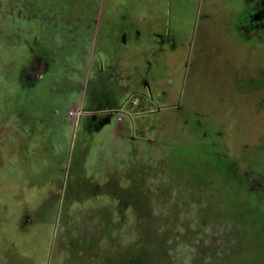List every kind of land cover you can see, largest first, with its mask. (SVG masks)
Returning a JSON list of instances; mask_svg holds the SVG:
<instances>
[{
	"label": "rangeland",
	"instance_id": "obj_1",
	"mask_svg": "<svg viewBox=\"0 0 264 264\" xmlns=\"http://www.w3.org/2000/svg\"><path fill=\"white\" fill-rule=\"evenodd\" d=\"M125 1L130 3L0 0V264H264V0L251 4L248 0H187L190 10L180 48H169L162 63L154 65V74H142L139 80H153L157 106L136 118L139 138L129 136L121 142L111 136L117 144L110 141L113 148L106 163L122 171H109V184L97 189V200L90 201V191L96 189L88 178L79 181L83 144L77 142L75 161L59 199L54 188L39 196V211L36 202L19 211L16 199L22 188L11 183L19 181L21 172L11 168L13 160L6 165L4 160L13 131L6 114L16 112L12 89L28 82L24 65L39 56L42 19L48 25L57 20L73 26V34L83 39L84 34L97 33L102 14L111 30L118 15H136L140 24L142 16L149 14L145 0L121 7ZM254 3L257 25L251 33L256 37L246 39L242 34L247 31L240 25L253 13ZM130 44H114L110 56L120 61L123 92L135 85V56L138 65L146 66L143 52L132 51ZM166 92L167 97L159 99ZM183 112H198L197 119L208 117L197 126L210 132L204 143L187 129ZM194 123L190 118V128H195ZM185 145L188 148L182 152ZM202 148L219 149L228 179L236 186L206 173L212 161ZM177 151L182 152L184 163L194 160L191 164L201 172L180 177L170 163ZM21 159L35 163L32 155ZM98 159L93 157L91 169L101 168Z\"/></svg>",
	"mask_w": 264,
	"mask_h": 264
},
{
	"label": "crops",
	"instance_id": "obj_2",
	"mask_svg": "<svg viewBox=\"0 0 264 264\" xmlns=\"http://www.w3.org/2000/svg\"><path fill=\"white\" fill-rule=\"evenodd\" d=\"M117 28L118 26L115 25V29L111 30V26L105 25L106 34L103 33L98 36L92 34L89 36L86 42L87 51L79 59V62H85L82 65L84 69L81 75L78 72L71 73L72 75L69 73L66 75L57 74V76L49 74L44 82H37L35 79L27 83L20 82L16 85L14 91L12 89L13 97L16 96L14 102L16 112L11 111L6 114L8 128L13 131L8 136V141L5 144L4 160L5 165L13 160L15 167L11 168L21 172L19 181L11 183L9 180L11 185L21 186L22 188V190L19 189V198L16 199L20 203L19 211L24 212V209L27 208L26 204L29 202H36L38 207H35V210H38L39 196L54 191V188L55 193H57L56 200L59 199L65 188L64 181L69 172L68 169L73 166L75 161V152L78 149L77 142L82 141L83 144L78 155V167L81 172L78 176L79 181L88 178L91 187L96 189H94L95 193L92 190L90 191V195H92L90 201L97 200L94 197L97 195V189L101 190L109 184H107L110 179L107 177L108 172H115L119 169L115 164L112 166L109 164V167L107 164L108 152L113 148L110 147V141L115 142L114 138L111 137L113 128L92 124L91 119L85 117L76 131L75 127L69 123L67 116L69 105L82 96L81 82L84 80L82 75L85 74L86 67L90 71L93 58L104 61L105 67H109L108 72L111 71L110 68H115L111 72L121 75L118 70L120 64L118 57L113 61L110 57L113 55L111 54L114 51L113 48L116 47L114 44H120L116 33ZM139 44L133 45L132 50L140 54L144 46L142 42V46ZM73 53L75 54V52ZM137 57L135 56V62L132 63L135 64V68L139 72L138 69L143 67L144 63L138 65ZM142 57L144 58L143 53ZM8 95H12L9 90ZM12 127L15 128L12 129ZM5 132H8V130ZM118 149V147L115 148V152H118ZM25 154H27V159L31 155L34 156L35 163L31 164L28 160L26 164L23 163L21 156ZM93 157L94 160L99 158L102 162L101 168L97 167L100 169H91ZM102 169L103 171H101ZM119 170L122 171L121 168ZM8 176L5 178L7 181L10 179V174ZM23 215L25 214L22 213L20 217H23Z\"/></svg>",
	"mask_w": 264,
	"mask_h": 264
},
{
	"label": "flooded vegetation",
	"instance_id": "obj_3",
	"mask_svg": "<svg viewBox=\"0 0 264 264\" xmlns=\"http://www.w3.org/2000/svg\"><path fill=\"white\" fill-rule=\"evenodd\" d=\"M248 1L250 4L253 2V0ZM144 2L149 7V14L142 16V21L139 20L140 24L136 15L133 16L131 13L118 15L117 18H114V21H116L115 25L118 26L116 29L117 38L122 46H127L131 42L130 46L132 48L133 45L135 46L142 42L144 48L141 52H143L145 58V68L140 67L138 69L139 72L134 77L136 80L134 81L135 85L129 89V92H123L124 89L121 88L123 85L120 83L121 87L119 86L122 76L111 72L115 68L108 72L109 67H105L104 61L93 58L90 71L86 67L85 74L82 75L84 77L83 82H81L82 96L77 101L72 102L67 111L69 123L75 127L76 131L79 129L82 120L85 117H89L92 124L104 127L111 126L113 128L111 136L120 137L121 142L124 141L125 137L129 136L134 140L139 138L134 126L136 118L148 115L154 106H157V98L153 94V80H142L141 82L139 80H141L142 74H154V65L158 62L162 63V59L169 48L178 51L182 44V36H185L186 19L188 18L190 7L187 0H145ZM131 3L132 0H130V3L125 1L120 3V6L131 7ZM162 5L164 8H162ZM256 5L254 3L250 6L253 13H250L248 17H244L240 25L241 28L243 27L247 31L242 34L246 39L256 37L251 33L254 25H257V21L254 19L256 14H258L256 8H254ZM134 6L136 5L134 4ZM65 15L68 18L71 16L70 12ZM42 20L45 22L46 19ZM43 21L39 25V45L37 46L40 49L39 56L34 58V62H29L23 67L28 69L26 81L28 79V82H30L35 79L37 82H44L49 74L57 76V74L66 75L78 72L81 75L84 69L82 65L85 62H79V59L87 51L86 42L89 37L84 34V38L80 39L79 34H73L76 31L75 27L74 29L72 28L73 26L70 28L64 22L61 23L55 20L48 25L44 24ZM146 21L148 22L147 26L144 24ZM104 23L105 25L107 24L102 14L100 29L97 30L96 36L104 33ZM64 24L65 26L62 29L60 25ZM143 24L144 28L142 29ZM71 25H73V22ZM250 33L251 35L249 36L248 34ZM32 41L34 43L30 42L33 46L37 44V37L32 39ZM152 59H154L153 62ZM154 81H156L155 78ZM138 82L141 85H136ZM94 87L95 90L93 91ZM126 93L128 95L125 96ZM162 94L164 95H158L159 99L167 97V92ZM161 108L163 107L158 108V111ZM173 108H176V106ZM183 113L185 115L181 118L186 124L192 116H199L198 113ZM196 122L199 123L198 120Z\"/></svg>",
	"mask_w": 264,
	"mask_h": 264
},
{
	"label": "trees",
	"instance_id": "obj_4",
	"mask_svg": "<svg viewBox=\"0 0 264 264\" xmlns=\"http://www.w3.org/2000/svg\"><path fill=\"white\" fill-rule=\"evenodd\" d=\"M259 105H260V101L258 103V106ZM195 113H198V112H195ZM192 117L194 118V121H195V123H194L195 128H190V124H189V121H188L187 125H188L189 128L187 127V129L188 130L189 129L193 130V133H194L193 135H195L194 137L196 138L195 140H198L199 142H203L204 143V140H207L208 137H210V132L205 131L204 129L200 130L197 126L201 125V123H202L201 121L204 120V118H206V117L201 118V119H197L195 116H192ZM196 120H198L199 123H197ZM197 130H198V132L200 131V133H197ZM220 132H221L222 135H225L224 131L220 130ZM201 145L202 146L203 145L206 146L205 144H201ZM225 145H227L226 141H225ZM185 146L180 149V150H182V152H183V150L185 151L186 148H188V146H186V147ZM196 150H197V148L195 147L194 151H196ZM201 150H202L203 154H206L208 157H210V159L212 161V164L209 165L210 168H208V167L205 168L206 173H209V175H211L213 178L222 181L227 186L230 185V183L232 185H235L234 183H232L233 182L232 179L231 180L228 179V174L225 172V167H224V164L222 163L223 159L219 156V152H218L219 149L215 151V149L210 150V149H207V148H202ZM178 151L176 152V154H174V156L172 158H170V163H173V165L175 166L176 173H178L180 177L181 176L186 177L185 174H184L185 172H188L189 174L190 173L195 174V173H200L201 172V169H197L196 166L191 164V163H193L194 160H190L187 163H184V161L181 159L182 152L179 154ZM218 164L222 168H219ZM263 165H264V163H263ZM204 167L205 166H203L202 168H204ZM206 173H204L203 175H205ZM193 181H195V180L193 179ZM251 200L254 201L255 199L254 198H250V201ZM251 207H255V202H252V206ZM107 258H110V257H107ZM84 264H87V261H85ZM97 264H98V262H97ZM101 264H103V263H101ZM105 264H109L108 261H106Z\"/></svg>",
	"mask_w": 264,
	"mask_h": 264
}]
</instances>
